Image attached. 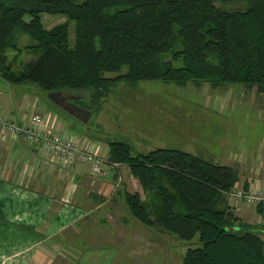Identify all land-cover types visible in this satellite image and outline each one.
Masks as SVG:
<instances>
[{
    "label": "trees",
    "instance_id": "16d2710c",
    "mask_svg": "<svg viewBox=\"0 0 264 264\" xmlns=\"http://www.w3.org/2000/svg\"><path fill=\"white\" fill-rule=\"evenodd\" d=\"M43 14L67 21L47 30ZM17 30L40 55L15 71L9 51L22 52L13 43ZM0 77L44 97H79L73 103L88 111L122 83L242 85L264 95V0H0ZM108 160L126 165L143 189L144 199L123 196L138 224L194 242L182 264H264V237L227 200L237 168L168 148L134 154L121 142L109 143Z\"/></svg>",
    "mask_w": 264,
    "mask_h": 264
},
{
    "label": "rangeland",
    "instance_id": "374dc122",
    "mask_svg": "<svg viewBox=\"0 0 264 264\" xmlns=\"http://www.w3.org/2000/svg\"><path fill=\"white\" fill-rule=\"evenodd\" d=\"M41 17L47 30L67 21L66 17L59 15L43 14ZM24 20L29 22L30 17L25 16ZM75 36L76 23L70 22L71 47L75 45ZM13 43L22 50L20 55L17 51H9L15 71L40 55L38 50L29 49L33 43L21 30L14 34ZM165 60H171V55L166 56ZM173 65L182 67L183 62H173ZM108 76L114 77L116 74ZM24 94L28 95L26 98L33 100L23 103ZM6 96L21 99L20 104H24L27 111L56 115L73 135L101 147L105 159L102 165L104 171L112 166L108 160L111 142L130 145L134 154L168 148L227 166L228 162L234 161L236 149L254 143L264 129V118L259 116L261 112L264 117V95L258 94L255 88L247 90L242 85L212 89L205 82L200 89H196L191 84L178 87L162 82H141L134 86L122 83L98 104L95 111H90L87 123L54 106L36 86L10 85L0 77V112L13 114L10 113V100L1 104ZM30 104H35L36 110ZM114 173L116 179H121L119 187L112 184L106 176L93 175L97 182L93 185L86 184V189L94 192L90 191V201L85 206L86 211L81 214H74L75 210L68 207L69 201H54L55 210L58 211L54 214L61 225L57 223L51 230H44V225H49V216L45 215V220L41 221L40 214L35 215V225H38L35 227L36 233H40V229L42 232L47 231L44 233L51 237L50 240L43 241L38 234L34 236L38 264H182L186 251L196 246L194 242L186 243L173 235L148 230L138 224L131 217L123 196L124 193H139L144 199L143 189L126 165L120 164ZM241 176L245 175H240L238 183L241 185L237 183L236 186L245 187L246 180L240 179ZM100 179H107L116 187L111 197L97 194V185L102 183ZM232 190L226 194L227 200ZM83 193L87 196L85 191ZM95 195L101 200L95 199ZM107 199L109 200L106 201ZM91 210L94 212H90ZM27 217L30 216L20 214L18 221H27ZM76 221L79 224L76 225ZM76 232L81 237L77 238ZM89 232H92L90 237L86 235ZM127 237L132 239L129 244L124 242ZM49 252L52 253V258ZM93 255L97 258L91 260Z\"/></svg>",
    "mask_w": 264,
    "mask_h": 264
},
{
    "label": "crops",
    "instance_id": "0c3cea01",
    "mask_svg": "<svg viewBox=\"0 0 264 264\" xmlns=\"http://www.w3.org/2000/svg\"><path fill=\"white\" fill-rule=\"evenodd\" d=\"M26 96L28 95H23V103L28 102L29 99L33 100L26 98ZM3 98L1 104L7 99L10 100L12 102L10 113L17 115L16 117L21 121L24 118L27 120L34 113L44 116L51 114L50 112L45 114L30 112L24 108V104H20L21 99L16 100L9 96ZM30 105L33 110H36L35 104ZM259 116L264 118L261 112ZM55 119V125L52 129L55 134L61 135L66 132L72 134L64 122L60 121L57 116ZM76 162L73 167L64 171L58 165L52 164L49 157L41 151L38 145L31 144L19 136L12 137L0 133V264H38L35 258L34 247L36 242L34 236L38 234L43 241H48L51 237L44 232L51 230L57 223L62 224L54 214L58 212L55 210L54 201L59 199L69 201L70 206L68 207L75 210L74 214H81L86 211L85 206L90 201L89 196L90 191H92L86 189V184L93 185L97 179L91 172L90 164ZM227 166L238 168L240 175H245L241 176L240 179L246 180L244 185L247 186V189L260 188L264 190V129L254 143L236 149L234 161L228 162ZM105 172L110 173L115 172V170L113 171L109 167L108 171ZM108 179L113 184V180ZM100 180L102 183L97 185V194H102L103 197H111L115 191L114 187L109 183V180ZM82 185L84 186L82 187ZM82 190L86 192V195L87 192H90L89 195L84 196ZM95 196V199L101 200L100 197ZM84 197L89 200L84 199ZM229 205L235 215L249 225L252 230L258 231L264 237V204L257 208H251L238 202L229 201ZM90 212L94 211L91 210ZM20 214L30 217H27V221H18ZM36 214H40L39 219L41 221L45 220V215L49 216L47 217L50 220L49 225L43 227L47 231L42 232L39 229L40 233H36ZM71 222L69 218V223L71 224ZM77 224H79L78 221H76ZM76 234L77 238L81 237L79 232ZM86 235L90 237L92 232ZM126 241L129 244L132 239L127 237L124 242ZM20 249L22 250L20 251ZM49 256L52 258L51 252H49ZM91 258L94 260L97 256L93 255Z\"/></svg>",
    "mask_w": 264,
    "mask_h": 264
},
{
    "label": "built area",
    "instance_id": "2783aa9c",
    "mask_svg": "<svg viewBox=\"0 0 264 264\" xmlns=\"http://www.w3.org/2000/svg\"><path fill=\"white\" fill-rule=\"evenodd\" d=\"M55 115L32 114L27 120L22 121L14 114L0 112V133L12 137H22L31 144L38 145L41 151L49 157L52 164H56L62 170H69L76 161L90 164L93 175L106 176L113 180L114 172H105L102 165L105 161L102 148L88 142L86 139L77 137L66 132L57 135L52 129L55 125ZM120 164H113L114 171ZM107 173V174H106ZM121 179L113 180L119 187ZM114 186V189L116 188ZM228 201L238 202L245 207L257 208L264 204V190L236 186L228 195Z\"/></svg>",
    "mask_w": 264,
    "mask_h": 264
},
{
    "label": "water",
    "instance_id": "95a60500",
    "mask_svg": "<svg viewBox=\"0 0 264 264\" xmlns=\"http://www.w3.org/2000/svg\"><path fill=\"white\" fill-rule=\"evenodd\" d=\"M45 98L50 101L54 106L62 109L66 113L71 114L77 120L87 123L91 112L87 109L81 108L75 105L74 101H79L80 98L76 96H66L63 93H49L45 96Z\"/></svg>",
    "mask_w": 264,
    "mask_h": 264
},
{
    "label": "flooded vegetation",
    "instance_id": "af4514ba",
    "mask_svg": "<svg viewBox=\"0 0 264 264\" xmlns=\"http://www.w3.org/2000/svg\"><path fill=\"white\" fill-rule=\"evenodd\" d=\"M71 103H73V102H71Z\"/></svg>",
    "mask_w": 264,
    "mask_h": 264
}]
</instances>
